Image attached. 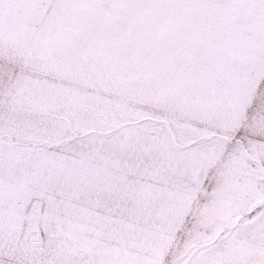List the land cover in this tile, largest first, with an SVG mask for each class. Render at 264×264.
Listing matches in <instances>:
<instances>
[{
  "label": "snow or ice",
  "instance_id": "1",
  "mask_svg": "<svg viewBox=\"0 0 264 264\" xmlns=\"http://www.w3.org/2000/svg\"><path fill=\"white\" fill-rule=\"evenodd\" d=\"M236 0H0V145L35 123L37 101L54 91L74 60L142 49L178 73L179 96L157 95L187 122H155L148 145L118 179L70 190L75 224L57 228L45 205L20 229L0 223V264H264V54L253 77L226 96L206 73L214 53L196 36L145 38L122 17L175 9H223ZM244 7L264 10V0ZM55 191V190H54ZM63 204V199L57 195Z\"/></svg>",
  "mask_w": 264,
  "mask_h": 264
},
{
  "label": "rangeland",
  "instance_id": "2",
  "mask_svg": "<svg viewBox=\"0 0 264 264\" xmlns=\"http://www.w3.org/2000/svg\"><path fill=\"white\" fill-rule=\"evenodd\" d=\"M244 3L258 0H236V6L223 9L122 17L116 28H132L145 38L198 37L214 53L208 83L228 96L253 77L264 54V10ZM260 83L253 85L249 103L254 99L264 107V90L256 91ZM181 88L179 74L149 60L142 49L74 60L54 91L37 101L35 123L20 126L0 145V223L19 230L31 210L43 204L57 228L73 227L71 213L79 201L70 190L118 179L125 167L134 171L132 163L141 151L150 158L155 122L137 125L135 112L155 111L160 123L191 119L186 111L155 98L164 92L179 96Z\"/></svg>",
  "mask_w": 264,
  "mask_h": 264
}]
</instances>
